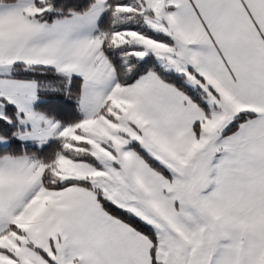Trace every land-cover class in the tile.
Segmentation results:
<instances>
[{
  "label": "snow or ice",
  "instance_id": "obj_1",
  "mask_svg": "<svg viewBox=\"0 0 264 264\" xmlns=\"http://www.w3.org/2000/svg\"><path fill=\"white\" fill-rule=\"evenodd\" d=\"M0 264H264V0H0Z\"/></svg>",
  "mask_w": 264,
  "mask_h": 264
}]
</instances>
